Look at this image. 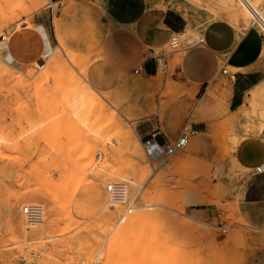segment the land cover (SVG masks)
Wrapping results in <instances>:
<instances>
[{
  "label": "rangeland",
  "instance_id": "374dc122",
  "mask_svg": "<svg viewBox=\"0 0 264 264\" xmlns=\"http://www.w3.org/2000/svg\"><path fill=\"white\" fill-rule=\"evenodd\" d=\"M148 1L181 13L189 31L224 18L218 0ZM47 5L0 0V38L6 23H27ZM49 5L58 28L53 61L37 73L10 64L0 50V264H264V222L252 217L264 208L244 214L234 196L254 166L228 171L235 151L230 138L248 131L264 141L263 119L250 114L240 126L229 117L216 122L222 106L214 97L197 112L204 89L193 83L215 76L216 60L222 66L216 53L186 30L177 48L143 49L142 60L161 62L156 75L136 74L137 66L107 73L98 63L103 32L97 33L101 14L94 9L102 0ZM251 25L264 31L249 14ZM140 81L150 87L141 89ZM6 89L13 103L9 123ZM76 94L79 113L69 108ZM201 122L203 130L195 127ZM184 123L197 130L188 145L150 162L141 138L158 129L160 142L173 143ZM113 182L126 190L117 204L106 190ZM34 204L45 209L44 230L37 222L26 225L22 209ZM15 211L22 220L14 221Z\"/></svg>",
  "mask_w": 264,
  "mask_h": 264
},
{
  "label": "crops",
  "instance_id": "0c3cea01",
  "mask_svg": "<svg viewBox=\"0 0 264 264\" xmlns=\"http://www.w3.org/2000/svg\"><path fill=\"white\" fill-rule=\"evenodd\" d=\"M45 1L48 5L27 18V23H6L3 29L5 41L0 38V50L6 61L37 73L53 61L59 46L54 9L49 4L60 0ZM252 1L264 13V0ZM102 3V7L96 5L94 8L96 13L101 14L97 33L103 32L99 44L102 59L98 62L100 67L107 73H113L141 65L142 73L146 76L156 75L158 68L155 69V61L142 60L143 49L161 47L175 33L186 31L187 23L182 14L173 9L154 6L148 0H102ZM187 31L186 35L196 31L202 37V45L206 50L216 53L222 62V66L217 68L216 60V74L210 81L200 79L193 83L196 91L201 86L204 89L199 100L206 98L211 90L216 99V107L218 104L222 106V113L216 114V122L229 117L233 125L246 123V115H250L252 103H257L260 95L264 96V31L256 25L238 29L228 19L218 17L209 20L200 29ZM11 99L12 95L6 89L7 123L11 122L13 114ZM28 100L31 111L29 117L35 119V102L32 97ZM195 127L203 130L205 123H198ZM236 157L247 168L261 163L264 161V141L256 137L242 140L237 147ZM237 200L244 214L256 208H264V175L253 173L242 184ZM196 210L202 215L210 214L207 209ZM252 217L254 221L264 222V215L260 212L255 211Z\"/></svg>",
  "mask_w": 264,
  "mask_h": 264
},
{
  "label": "bare ground",
  "instance_id": "6f19581e",
  "mask_svg": "<svg viewBox=\"0 0 264 264\" xmlns=\"http://www.w3.org/2000/svg\"><path fill=\"white\" fill-rule=\"evenodd\" d=\"M43 1L45 0H30V2L32 3L33 7H38ZM198 1V0H197ZM222 3L223 5V9H222V12H223V15H221V17H224L226 18V20L228 19L232 24H234L238 29H241V28H244L246 27V24L248 22V18H249V14L251 15V17H253L255 19V21L263 27L264 29V18L258 13V11H256L252 6L251 4L249 3L248 0H240V4L242 3V6L241 5H238L236 3L235 0H218L217 2H220ZM217 4V3H216ZM217 13V11H216ZM219 18V17H218ZM250 25V24H249ZM236 29V28H235ZM247 29V27H246ZM243 30V29H242ZM186 35V33H185ZM190 35L195 41H198L200 42L202 40V37H200V35L198 33L196 34H188ZM192 41V40H191ZM166 44L161 46L162 49L165 48ZM163 63V62H162ZM161 65V62L160 64ZM164 67V66H163ZM162 67V68H163ZM161 68V67H160ZM139 86L141 89L143 90H146L150 87V85H148L147 83L143 82V81H140L139 82ZM208 96L206 98H203L201 99L199 105H198V108H197V112L200 113L202 112L203 110L207 109L208 107L211 106V103H210V100L211 98L213 97V93L211 90L208 91ZM259 101L257 103H252V110L250 112L251 115L255 116V117H259L260 119H263L261 124L264 125V96L263 95H260ZM82 107V97L79 95V94H76L72 97L70 103H69V108L74 112V113H79L80 109ZM259 130V129H258ZM264 131V130H263ZM241 134V133H240ZM254 135L248 133V131H246V133L244 134H241V135H238V136H232L230 138V143H232V146L233 148L235 149L234 151V154H233V157L228 165V168L230 171V173H234L237 169L239 170H242L243 172L245 170H247L248 168L245 167L244 165H242L240 163V161L238 160V158L236 157V150H237V147L238 145L240 144V142L248 137H252ZM134 146V145H133ZM135 150V149H134ZM136 154H139L138 152V149L137 151H135ZM134 156V155H133ZM139 158V157H138ZM140 159V158H139ZM141 161V160H140ZM263 162V161H262ZM137 165V163H136ZM257 165V164H256ZM255 165V166H256ZM254 166V167H255ZM106 172V171H105ZM255 174V173H254ZM239 190H240V187H236V190H235V198H237L238 196V193H239ZM125 196V195H124ZM234 198V199H235ZM236 200V199H235ZM238 202V200H237ZM239 205V204H238ZM33 207H35V211H36V218H37V224L39 225V229L40 230H44L45 226L43 227L44 225V222H45V219H46V212H45V209L43 207V205L41 204H34ZM24 208V207H23ZM14 211V209H13ZM16 213V211H15ZM14 213V214H15ZM11 216H12V213L10 212ZM17 215V213H16ZM15 215V216H16ZM19 215H17V217L15 218H18ZM14 217V215H13ZM11 218V217H10ZM14 219L15 220H20L21 218L19 217L18 219ZM11 219V220H13ZM22 220V219H21ZM18 221H16L18 223ZM15 223V222H14ZM22 224V223H21ZM20 222H19V226L21 225ZM17 226V225H15ZM14 226V227H15ZM13 227V226H12ZM21 227L20 226V233H21ZM263 229V228H261ZM264 230V229H263ZM38 231V230H37ZM18 232V231H17ZM39 232V231H38ZM31 234V233H30ZM23 235L25 237H31L32 234L29 236L27 233H23ZM35 234H33L34 236ZM22 236V235H21ZM40 236V234H39ZM29 239H32V238H29ZM13 264V263H12Z\"/></svg>",
  "mask_w": 264,
  "mask_h": 264
},
{
  "label": "built area",
  "instance_id": "2783aa9c",
  "mask_svg": "<svg viewBox=\"0 0 264 264\" xmlns=\"http://www.w3.org/2000/svg\"><path fill=\"white\" fill-rule=\"evenodd\" d=\"M1 40L5 41V36H1ZM203 41L201 40L200 43ZM168 45L170 48H177L184 42L181 40V37L179 36V33H175L172 35L169 40H168ZM152 50V49H150ZM162 57V55H161ZM155 61V69L157 70L158 65H159V59H154ZM134 73L140 74L143 72L142 66L138 65L136 69L133 70ZM223 72H226L225 69H223ZM197 133L196 129L192 124L189 123H184L181 126L180 132L177 136V138L173 141V143L170 144H164L158 140V134L159 131L158 129H154L150 133L144 135L141 138V144L143 146V149L145 151L146 157L150 162H158L164 159L166 156H170L177 151L183 149L186 147L192 137L195 136ZM254 173L255 175H264V161L261 163H258L254 167ZM106 190L110 193V202L111 204H117L121 202L122 200L124 201L125 196H124V191L125 190V185L123 183H109L106 186ZM23 215L25 216L26 219V225L27 226H33L37 225V218H36V211L33 208V206L28 205L24 206L22 209ZM221 232L225 233L226 228L220 227Z\"/></svg>",
  "mask_w": 264,
  "mask_h": 264
}]
</instances>
